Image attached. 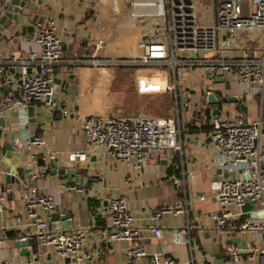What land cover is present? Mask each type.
Instances as JSON below:
<instances>
[{
  "label": "crops",
  "instance_id": "0c3cea01",
  "mask_svg": "<svg viewBox=\"0 0 264 264\" xmlns=\"http://www.w3.org/2000/svg\"><path fill=\"white\" fill-rule=\"evenodd\" d=\"M129 2L38 0L35 9H31V17L36 20L51 17L57 22L64 43V54L57 65V76L63 79L54 85L56 105L33 102L31 106H34L35 114L24 126L20 123L18 110H8L0 124V185L5 186L7 199L0 209V255L14 259L26 258L16 247V241L32 234L34 229L33 220L26 214L30 186L19 182L8 188V166L1 161L6 143L17 142L22 154L27 155L26 161H20L21 165H28L34 155L38 157L39 161L36 162L41 166L36 171L44 173L42 179L35 183L39 191L57 198L61 209L67 211L68 218L74 219L72 228L88 230L87 249L93 253V258L86 264H129L131 259L127 255V248L130 246H142L149 253L167 251L178 261H190L191 264H230L231 256L226 247L228 244L244 250L242 264H263L264 256L255 255L254 259H250L249 255L257 248L264 247V238L259 239L254 232L244 230L223 235L212 227V216L219 209V203L211 195L221 186L223 178L231 175L217 179L215 174L219 169L215 173L207 169L217 158L218 148L210 136L209 119L214 104L202 102L201 98L207 89H213L218 84L213 83L202 68L186 70L188 83L184 86L190 103L188 106L181 105L178 118L182 152L173 155L167 152L160 162L154 157L147 158L149 165L138 175L132 165L111 159L105 150H88L82 130V123L88 115L108 112H118L129 117L148 115L127 114L124 108L115 107V101L109 97L108 86L109 79L114 78L116 65L88 66L81 63L89 59H105L109 62L133 60L139 56V45L144 33L140 20L131 15ZM30 3L31 0H27V6ZM26 20L23 22L27 23ZM37 27L22 33L14 26L2 35L5 40L0 43L1 67L7 73V83L0 82V104L4 96L12 88L14 90V81L20 75V65L14 60L38 49ZM222 46L226 48L227 57L246 53L261 55L264 51V31L242 30L235 37L226 39ZM68 72H75L77 79L71 80L66 74ZM8 82L14 83L13 86H9ZM227 83L231 85L228 96L235 95L239 99L222 104L220 114L235 115L246 120L256 118L264 104V96L260 93L249 98L246 94L240 95L245 91L234 71L225 75L222 85ZM242 103L245 104L243 107ZM35 134L42 136L44 145L34 144L30 148L24 140ZM73 153H85L80 159L84 163L74 161L78 157L71 159ZM52 156L60 164L72 161L75 170L80 172L75 173L71 181L69 176L63 179L58 174H52L48 162ZM176 160L179 161L178 170L170 173L169 166ZM13 161L11 158L10 163L13 164ZM128 173L131 181L125 178ZM176 180L179 182L176 183ZM69 183L83 185V189H69ZM111 195L127 199L128 208L133 214V226L140 228L139 235L127 240L105 241L106 233L113 224V215L106 210L107 199ZM202 195L208 197L201 199ZM162 207H182L184 210L178 214L163 212L162 217L152 219L150 209ZM154 224L162 227L164 235L161 240L150 230ZM187 225H190V232L186 235V241L179 245L173 244L171 230ZM243 243L246 249H243ZM34 249L38 250L36 247ZM40 249L45 264L52 262L51 258L55 255L53 249ZM147 261L148 257H145L131 264H147Z\"/></svg>",
  "mask_w": 264,
  "mask_h": 264
},
{
  "label": "built area",
  "instance_id": "2783aa9c",
  "mask_svg": "<svg viewBox=\"0 0 264 264\" xmlns=\"http://www.w3.org/2000/svg\"><path fill=\"white\" fill-rule=\"evenodd\" d=\"M129 8L143 28L144 38L139 45V56L133 60L109 62L89 59L81 63L88 66L148 65L171 72L174 84L169 89L177 91L176 98L181 99L179 108L171 116L141 114L129 117L118 112L88 115L82 123V130L89 151L105 150L111 159L132 165L140 175L149 165L147 158L154 157L160 162L167 152H171V155L182 152L178 118L181 105L188 106L190 103L188 95L182 92L187 81V69L202 68L207 77L218 84L213 89H207L206 95L216 91L228 96L230 89L217 82L216 77L234 71L247 98L255 93L264 96V51L255 56L246 53L227 57L226 48L222 46L226 39L235 37L242 30L264 31V0H130ZM37 25L38 49L14 60L20 65V75L14 81L16 87L10 90L1 104L7 110H18L22 126L30 120L28 107L33 102L57 104L54 100L55 69L63 57L64 43L54 18L44 19ZM1 57L0 54V70H4ZM167 72H164V76H167ZM241 93L243 96L244 93ZM209 121L210 136L218 148V154L207 169L213 173L221 169L235 175L233 178H223L221 186L211 195L219 203V209L212 216V227L223 235L244 230L254 232L259 239H263L264 219L251 218L242 207L253 203L255 210H264V104L259 115L250 120L235 115L215 116L212 110ZM24 141L30 148L34 144L44 145L40 134L27 136ZM85 155L73 153L70 158L82 159ZM31 166H37V162L31 161ZM242 174H248V177L242 178ZM125 178L132 180L129 173ZM68 187L83 189V185L75 183H69ZM28 193L26 214L33 220L34 229L32 234L20 238L27 242L31 258L14 259L0 255V264H45L41 247L53 249L55 255L51 260L56 264H73V260L65 261L68 257H75L78 264L90 261L93 253L87 249L88 230L52 229L49 214L59 201L54 196L41 193L36 186L30 187ZM207 197L202 195L201 199ZM6 200V190L0 185V209ZM106 206V210L113 215L112 227L105 236L106 242L127 240L140 234V228L133 226V214L128 208L127 199L111 195ZM183 210L182 207H162L150 209V213L152 219H157L162 217L163 212L178 214ZM189 229L190 225L172 229V243H184ZM150 230L158 240L163 238L161 225L154 224ZM226 247L233 263L242 264L241 247L230 244ZM127 255L131 261L148 257L147 264H191L190 261H178L167 251L149 253L142 246L128 247ZM255 255L264 256V247L257 248L249 258L254 259Z\"/></svg>",
  "mask_w": 264,
  "mask_h": 264
},
{
  "label": "water",
  "instance_id": "95a60500",
  "mask_svg": "<svg viewBox=\"0 0 264 264\" xmlns=\"http://www.w3.org/2000/svg\"><path fill=\"white\" fill-rule=\"evenodd\" d=\"M38 0H31L30 5L27 6V0H0V43L4 41V37L2 36L5 31H8L12 29V27L16 26L18 27V30L20 32H30L37 26L38 22L44 20V17H40L39 20H36L34 17H31V9H35L36 3ZM27 19V20H26ZM23 20H26L27 23H24ZM56 73H58L57 68L55 69ZM67 76L71 80H76L78 75L75 72H68L66 73ZM7 73L5 70H0V82L1 83H7L6 79ZM61 77L56 78L55 82L61 83L62 82ZM216 81L218 82H225V76H217ZM9 86L12 85V82H8ZM6 85V84H5ZM227 89H230L231 85L229 83L226 84ZM7 94V93H6ZM245 94V93H244ZM6 96V95H5ZM4 96V97H5ZM239 98L238 96L231 95V96H224L219 92L213 91L210 94H203L201 100L202 102H207L209 104H214L213 114L215 116L219 115L221 113V107L222 104H225L226 102L231 101H237ZM242 107L245 105L244 103L241 104ZM29 117L32 118L35 114V108L34 106H29ZM8 110L1 107L0 104V124H2L3 119L5 116H7ZM11 158L14 159V163H10ZM21 160H27V155L22 154L20 146L18 143H6V148L4 152V156L2 157L1 161L3 164L8 166V170L6 172V181L9 184V187H12L13 184H18L19 182H23L24 184H29L30 187L35 186L36 181L42 179L43 174L38 173L36 171V168H38L41 165L37 166H31V162L28 165H21ZM31 161L36 162L39 161L38 157L34 155V157L31 159ZM74 161H78L79 164H83V161H80V159H75ZM49 168L50 172L53 174H58L61 176V178H65L67 176L68 179L71 181L75 178V173H79V170H75V164L72 163H66L62 162L60 164L58 160H56L54 157L50 159L49 161ZM74 164V165H73ZM73 165V166H72ZM70 168L68 169V167ZM38 170V169H37ZM228 177L227 172H222L221 169H219L215 176L218 178H222V176ZM231 178H233L235 175L234 173H231ZM17 176V177H16ZM245 176L248 177V174H242L241 177L244 178ZM5 188V186H4ZM7 188V187H6ZM255 204L247 203L242 207V210L247 212L251 218H258V219H264V210H255ZM50 216V222H51V228L52 229H60V228H72L74 224V219H69L67 216V211L62 210L60 207V204H57L54 208V211L49 214ZM1 231V229H0ZM234 240V239H232ZM16 247H20V253L23 255H26L27 258H31V250L27 247V242L21 238H18L16 241ZM242 247L243 249H246V244L243 243ZM244 251V250H241ZM75 257L73 259L66 258L65 261L69 262L73 260V264H78L77 261H75ZM131 260L129 264H131ZM48 264H56V262H50ZM230 264L233 263V259L231 258Z\"/></svg>",
  "mask_w": 264,
  "mask_h": 264
},
{
  "label": "rangeland",
  "instance_id": "374dc122",
  "mask_svg": "<svg viewBox=\"0 0 264 264\" xmlns=\"http://www.w3.org/2000/svg\"><path fill=\"white\" fill-rule=\"evenodd\" d=\"M114 70V78L109 79L108 93L117 109L124 108L127 114L145 113L154 116H171L177 112L181 99L176 98L175 89H169L174 84L171 72L148 65L115 66ZM164 72H167V76H164ZM165 79H168L167 83Z\"/></svg>",
  "mask_w": 264,
  "mask_h": 264
},
{
  "label": "trees",
  "instance_id": "16d2710c",
  "mask_svg": "<svg viewBox=\"0 0 264 264\" xmlns=\"http://www.w3.org/2000/svg\"><path fill=\"white\" fill-rule=\"evenodd\" d=\"M125 66V65H124ZM207 116H209V111H208V113H207ZM208 118V117H207ZM179 161H177L176 160V162H174L172 165H170L169 166V172L171 173L172 171H174V170H178L177 169V163H178ZM8 234H10V233H8ZM12 235V234H11ZM13 237V236H12Z\"/></svg>",
  "mask_w": 264,
  "mask_h": 264
}]
</instances>
